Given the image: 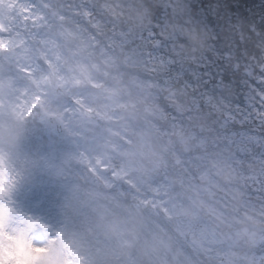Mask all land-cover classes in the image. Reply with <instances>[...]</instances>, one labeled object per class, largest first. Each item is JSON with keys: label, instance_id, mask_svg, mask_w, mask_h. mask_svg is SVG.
I'll return each instance as SVG.
<instances>
[{"label": "rangeland", "instance_id": "rangeland-1", "mask_svg": "<svg viewBox=\"0 0 264 264\" xmlns=\"http://www.w3.org/2000/svg\"><path fill=\"white\" fill-rule=\"evenodd\" d=\"M57 1L45 0L43 3L52 6L43 8L40 4L39 8L34 0H0V27L6 32L0 34V141L8 134L16 136V128L23 127H32L30 131L51 141L42 153L29 152L23 156V163L18 165L20 174H24L26 167L39 165L55 192L60 189L66 197H74L80 204L88 203L90 209L82 211L87 231L100 248L107 250L103 257L111 256L112 264H264L263 258L256 254L240 256L232 249L234 242L221 237L214 227L219 208L212 199L205 198L206 194L213 198L214 187H221L219 173L229 172L240 183L249 179L254 191L260 194L264 190V157H256L262 164L260 172L244 173L245 168L252 167L251 156L246 157L251 146L264 142L248 131L226 133L220 143L215 135H199L190 130L192 126H181L179 118L166 112L159 95L164 91H157L164 86L173 89L175 84L170 52L164 53L167 50L163 49L162 39H180L179 33L189 31L190 27L180 24L171 28L167 21L159 22L156 28L162 39L154 41L157 34L148 25L153 37L130 39L126 30L133 29L124 25L131 22L142 25L135 16L139 8L130 0H115L114 10L107 5L110 14L115 17L118 14L117 22L125 21L117 30L107 22L102 23L97 13L87 17L84 3L80 7L75 3L70 8L69 3ZM188 2L175 0L169 4L157 0L163 12L174 8V22H179L183 14H192ZM53 11L54 17L50 16ZM195 19L196 23L201 22V17ZM202 25L203 31L212 34V27ZM59 31L66 36L64 42L54 39L53 33ZM197 35L198 32L197 39L206 38ZM214 45L209 51H216ZM194 49L187 52L197 51ZM180 53L175 52V62ZM119 58L140 63L142 75L132 76V86H124L129 78L120 70ZM228 60L233 62L231 55ZM260 82L264 84V77ZM258 85H250L254 88L246 93L248 99L254 97L257 104L261 102L260 107H249L247 112L240 108V113L242 121L256 117L264 124V101L257 99L264 95V90ZM125 91L128 99L135 102L133 106L124 99ZM33 112L34 115L30 114ZM51 118L61 130L50 122ZM161 121L174 130L162 129ZM176 143H186L187 149H193V156H182ZM230 143L246 152L243 156L236 152L241 164H234V156L214 157V153L218 156V150H229ZM5 146L0 142L3 156L7 153ZM204 159L215 166L206 165ZM6 184L3 185L9 199L5 196L1 199L4 204L15 202L12 195L18 185ZM252 201L254 210L257 204ZM90 210L92 217L87 214ZM33 217L28 212L26 216L0 207V264H26L13 240L19 239L23 230L30 231L33 238L47 230L44 224L51 227L45 221L38 230L30 229L31 224H36ZM243 231L257 237L249 229H242L235 236L239 237ZM30 245L25 249L34 264H60L51 241L35 243V247L42 249L38 252L32 251Z\"/></svg>", "mask_w": 264, "mask_h": 264}, {"label": "trees", "instance_id": "trees-1", "mask_svg": "<svg viewBox=\"0 0 264 264\" xmlns=\"http://www.w3.org/2000/svg\"><path fill=\"white\" fill-rule=\"evenodd\" d=\"M100 1H101L99 2L100 5L102 4L105 5V8H102L100 6V8L103 10L107 8L106 10L110 11L107 5L113 6L112 10L116 9L117 7V5L115 4V0H100ZM116 1H119V0H116ZM163 1L167 3H174V0H163ZM130 2L134 4V6H137L139 8L138 12L135 13L136 14L135 16L138 18L137 22H141L142 25L139 26L140 25L139 23L135 25L132 22H131V25L130 24L124 25L126 26V28L133 29V31L126 30V32L129 34L130 39L136 38L140 40L139 37H141L142 39H145V37H150L151 33L148 31L149 29L147 28V25L152 31L154 30L155 32L157 30L156 25H159L160 20L158 21V19L161 13L163 12L162 6H159L157 4V0H130ZM260 2L262 1L260 0H191L190 2H188V7H191L193 9L198 8L199 10L198 14L196 13L195 15L196 16L198 15V17L199 16L201 17L200 25L203 26L202 23H204L207 26H210L213 28L212 34H211V31H203V32H208L210 36L208 38V41L206 42L207 46H211V44L214 45V43L217 44V45L216 44L214 45L216 51L218 52V53L215 52L214 61L217 63V66L218 65L220 66V69L222 70V72H224V73H221V71L220 72L218 71L217 75H219V77L221 76L224 78L225 84H227L228 80H230L229 85L228 84L227 85L233 88L234 91H236L238 94H240L241 91H243V94L246 93V91L248 90V89L244 90V87L246 88V86H248L246 85L247 83L246 80H248V82L250 81L249 76L243 73L241 63L244 61H249L252 57L255 58L256 56H260L261 53H264V2L262 3ZM191 4H193V6H191ZM114 5H116L115 8H114ZM115 14H116V17H114V19H111L109 16H106L104 19L107 20V22L110 25L114 26V29L117 30L123 27V23L121 21L117 22L116 19H117L118 14L117 13ZM166 17L165 19L167 20L168 24H170ZM193 17L195 18L194 15ZM175 24L179 25L180 22H175ZM254 25H257L256 26L257 30L258 29H261V30H259V32H257L256 28L254 30L253 29ZM193 27H190L189 31H193ZM168 31H170V28L168 29ZM239 31L242 32L241 36H239ZM181 33L183 34L182 37L186 36L185 31ZM198 35L200 36L203 34L202 32H198ZM241 37L244 39H241ZM154 39L155 41L157 40L156 38ZM140 45L138 46L140 47ZM235 51H236V56L239 57V60H236L235 58H233L234 62L229 63V60L225 59V57L227 54H232ZM157 52L160 53L161 51L157 50ZM181 58L184 59L185 57L183 56ZM175 59L176 58L171 59V67L173 68L172 73L175 71ZM236 63L240 65V68L237 70L235 69ZM139 64L140 63H137V66H139ZM225 76H228L230 79H228V77H225ZM219 77L215 79H218ZM202 79H203V76H201V80ZM205 87H206V84H205ZM158 88H161V87H158ZM243 94H240V95L244 97ZM192 96L195 97V95H192ZM185 97H186V94L183 93V97H180V99H178V97H175V96L174 97L169 96L168 100L174 98L175 101L173 99L171 101H174L175 103H179L180 107L182 106L184 108H189L188 107L189 103L187 101H184ZM181 98L183 100H181ZM256 107H258V105H256ZM209 110L211 111L210 108ZM262 116L264 117V115ZM209 118L213 119L212 122H214L215 127L221 124L222 122H225V119L223 121V117L221 115L216 116L212 113ZM227 120L228 119H226V121ZM192 122L193 123H191V125H192L193 132H196L199 135L207 134L205 133L206 130L203 127H201L202 125L203 126L207 125L206 121L200 120V119L194 120L193 118ZM251 147H252L251 151L249 152L252 155L251 156L252 167H250V169L248 170H246L245 168V173L242 172L244 174L257 173V172H260V170L262 169V164L257 162L256 157L257 156L264 157V153H263L264 150L258 151V148H256V150L254 151L255 148H253V146ZM228 149L229 150L226 151L227 153H222V154L226 158L234 156L233 158V160H235L234 164H238V163L241 164L242 162L239 159H237L238 155L232 154L230 152L231 151L230 147ZM219 156H220V153H219ZM239 166L240 165L237 166L236 171L240 168ZM226 174L227 176L231 177V181L233 180V182L235 183L241 181L240 179L236 177H235L236 179L232 178L231 176L232 173H226ZM245 182H244L245 186L243 185V183L242 184L240 183L241 187L235 185L237 189H235L234 195L233 197H231L232 201L235 200L233 204L236 203L237 201L245 200L246 201L245 205L248 207V209L250 208L252 209V206L250 205L251 199L250 197H248V194H251L249 196H253L252 198H255V200L252 199L253 200L252 202L257 204L254 207V210L264 211V190H261L260 194H257V192L254 194L253 193L254 188L253 186L250 185V180L248 179L247 183ZM236 184L238 185V183ZM258 199L263 200V201H259ZM229 209L232 210V204H229ZM232 217L233 216H230L229 218H232ZM261 247L264 250V243L261 244ZM256 256H259V255L256 254ZM263 263H264V257H263Z\"/></svg>", "mask_w": 264, "mask_h": 264}, {"label": "bare ground", "instance_id": "bare-ground-1", "mask_svg": "<svg viewBox=\"0 0 264 264\" xmlns=\"http://www.w3.org/2000/svg\"><path fill=\"white\" fill-rule=\"evenodd\" d=\"M0 142L1 144H3V146L12 145L9 142V140L4 139V141H2L1 139ZM13 147L16 148V146ZM18 149L19 150L15 149V151L11 155L10 153L9 154L6 153L4 155L6 158L0 154V199L2 198V196H5V199H9L8 190H6L7 188H4L3 184L7 183L6 186L8 185L19 186L20 178L21 179L24 178V180L25 179L29 180L31 177L34 176V174H36V172L33 171L34 169L31 166H30V172L24 171V174H22V172L20 174L18 165L20 164L21 161H22L21 163H23L22 158L25 155V153L23 152V150H20V148ZM34 149L35 148H33V146L31 145L26 149V151H34ZM31 183H33V181ZM34 187L32 188L33 189L32 193H34V191L36 192V189H34ZM47 187L48 185H45L43 190L44 189L47 190ZM23 189L24 186L20 188V191H22L21 196L17 197L16 195L18 194L17 192L12 195L15 202L10 203L9 201H7L8 203L4 204L3 200L1 199L0 207L4 206V208H10L13 209L14 211H20L26 216H27V212L31 213L29 208L26 206L25 202L23 201ZM47 201H49L50 211L48 212L44 211L41 213L42 215L38 213L36 214L31 213L34 216L33 219H35L36 224L34 225L31 224L29 228L30 229L32 228V230L34 229L38 230L44 224L43 222L45 221L50 223L51 227L44 224L45 229L47 230L45 232L43 231L39 234H36V236L33 238L31 236L30 231L28 232L23 230L21 232L22 234L19 235L20 236L19 239L13 240V242L15 243L14 246L16 245V248L18 250L17 253L21 258L25 259L26 264H34V263L31 254H28L25 248H27L29 244H31L30 249L32 251L34 252L41 251L42 249H38L37 247L34 246V244L46 240L51 241L52 244L54 245V249H56L57 251L58 261L60 262V264H76L77 262H83V261L94 262L98 260V257L100 255L104 256L107 250L102 247L100 248L99 246L100 244L97 242V245L99 246L98 248L101 250L100 252H97V250L93 248L95 242L91 240V237H89L85 232V229L88 226L83 217L84 214L78 218L75 216L74 219L75 221L73 220V222L72 219H70V228H67L66 226L60 224L59 217L62 214L61 210H64L65 212H69V206L67 205L70 204V202L74 201V199L70 200V197L68 196L66 197L65 191L60 192V189H57L55 192V190L53 189V191L51 192L47 191ZM75 201L82 206L81 211L84 210L87 211L88 209H90L88 203L83 204L81 202L82 204H80L79 200L77 201L75 199ZM16 203L20 208L16 207L17 206ZM49 212H51V214H49ZM43 214L46 215L43 216ZM87 214L91 216V210L87 212ZM95 222H97V220ZM34 226L36 228H33ZM69 234L72 235V238L69 237ZM14 237L15 236H13L12 238ZM82 244H84L85 247L82 246ZM108 257L110 258L111 256ZM107 260H108L107 264H111L110 260L109 259ZM3 264L5 263L3 262Z\"/></svg>", "mask_w": 264, "mask_h": 264}, {"label": "water", "instance_id": "water-1", "mask_svg": "<svg viewBox=\"0 0 264 264\" xmlns=\"http://www.w3.org/2000/svg\"><path fill=\"white\" fill-rule=\"evenodd\" d=\"M50 122H51V123H54V122H55V119H52V118H51V119H50ZM59 129L61 130V127H59Z\"/></svg>", "mask_w": 264, "mask_h": 264}]
</instances>
